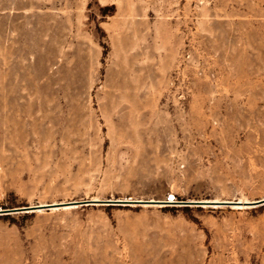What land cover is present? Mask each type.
<instances>
[{
  "label": "rangeland",
  "instance_id": "1",
  "mask_svg": "<svg viewBox=\"0 0 264 264\" xmlns=\"http://www.w3.org/2000/svg\"><path fill=\"white\" fill-rule=\"evenodd\" d=\"M263 140L264 0H0V210L257 200ZM0 264H264V204L0 212Z\"/></svg>",
  "mask_w": 264,
  "mask_h": 264
},
{
  "label": "bare ground",
  "instance_id": "2",
  "mask_svg": "<svg viewBox=\"0 0 264 264\" xmlns=\"http://www.w3.org/2000/svg\"><path fill=\"white\" fill-rule=\"evenodd\" d=\"M263 142H264V140H263ZM93 200H104V199L95 197V198H93ZM124 201H138V200L124 199ZM141 201H143L142 203H144V204H152V203H160V204H162V203H166V202H156V201H159V200H154L153 198H151V200H148V202H146V200H141ZM160 201H164V200H160ZM167 201H175V200H167ZM202 201H203V203H201V204H203V205H209L210 202H211L212 205L217 206V205L225 204L223 202L224 201L226 202L227 200H225V199L224 200H222V199H211V200L204 199ZM99 202H101V201H96L95 203H99ZM255 202H256L255 199L254 200L253 199L250 200V199H247V198L238 199L237 201H229L230 205H232L233 207H242V208L243 207H251L253 205L255 206V205L264 204V202L263 203H255ZM42 205H46V204L42 203V204H40V205H38V206H36L34 208H30V209H27V210H31V211L40 210V209H42L44 207ZM77 205H78L77 203L57 202V203H53V204H51L49 206H51L52 208H58V207H72V206H77Z\"/></svg>",
  "mask_w": 264,
  "mask_h": 264
},
{
  "label": "water",
  "instance_id": "3",
  "mask_svg": "<svg viewBox=\"0 0 264 264\" xmlns=\"http://www.w3.org/2000/svg\"><path fill=\"white\" fill-rule=\"evenodd\" d=\"M141 200H143V199H139L138 201H124V199L93 200L91 198V199L73 200V201H69V202L70 203H77V204L95 203L96 201L108 202V203L143 202ZM149 200H151V199H149ZM170 200H172V199H170ZM146 202H148V200H146ZM156 202L178 203V204H184V205H189V204H193V203H198V204L203 203L202 200H185V199H177L175 201H167V200L160 201L159 200V201H156ZM263 202H264V197L260 198V199H257L255 203H263ZM223 203H229V202H223ZM49 205H51V204H47V205H43V206H49ZM34 207H36V206H21V207L5 208V209L0 210V212L11 213V212H17V211H26L27 209L34 208Z\"/></svg>",
  "mask_w": 264,
  "mask_h": 264
}]
</instances>
